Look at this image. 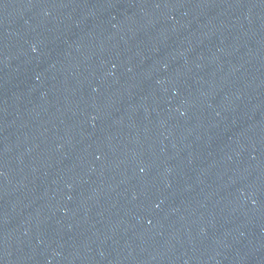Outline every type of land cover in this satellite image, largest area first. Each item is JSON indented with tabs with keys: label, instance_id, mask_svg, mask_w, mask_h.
<instances>
[{
	"label": "water",
	"instance_id": "95a60500",
	"mask_svg": "<svg viewBox=\"0 0 264 264\" xmlns=\"http://www.w3.org/2000/svg\"><path fill=\"white\" fill-rule=\"evenodd\" d=\"M126 0H0V94L43 57Z\"/></svg>",
	"mask_w": 264,
	"mask_h": 264
}]
</instances>
